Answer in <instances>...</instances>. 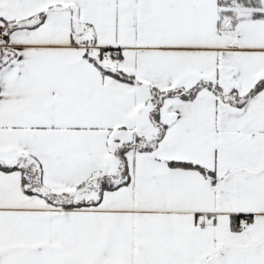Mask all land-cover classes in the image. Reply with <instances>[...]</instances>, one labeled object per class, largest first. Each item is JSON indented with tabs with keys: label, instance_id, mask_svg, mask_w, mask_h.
Masks as SVG:
<instances>
[{
	"label": "snow or ice",
	"instance_id": "obj_1",
	"mask_svg": "<svg viewBox=\"0 0 264 264\" xmlns=\"http://www.w3.org/2000/svg\"><path fill=\"white\" fill-rule=\"evenodd\" d=\"M0 264H264V0H0Z\"/></svg>",
	"mask_w": 264,
	"mask_h": 264
}]
</instances>
